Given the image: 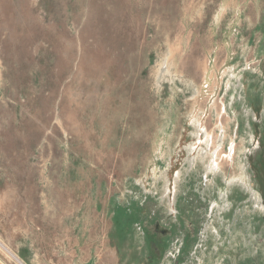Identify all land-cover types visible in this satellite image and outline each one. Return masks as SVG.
I'll return each mask as SVG.
<instances>
[{"label": "rangeland", "instance_id": "374dc122", "mask_svg": "<svg viewBox=\"0 0 264 264\" xmlns=\"http://www.w3.org/2000/svg\"><path fill=\"white\" fill-rule=\"evenodd\" d=\"M0 253L264 264V0H0Z\"/></svg>", "mask_w": 264, "mask_h": 264}, {"label": "bare ground", "instance_id": "6f19581e", "mask_svg": "<svg viewBox=\"0 0 264 264\" xmlns=\"http://www.w3.org/2000/svg\"><path fill=\"white\" fill-rule=\"evenodd\" d=\"M222 131V130H221ZM207 133V132H206ZM205 134V133H204ZM233 145H234V143H232V145H230L231 147H230V151H231V153L229 154V157H230V159H232L233 158ZM213 161H215V160H213ZM209 167L211 168V169H213V170H215L216 168V170H218V168H219V165H218V163L217 162H213V164H211L210 163V165H209ZM209 168V169H210ZM169 201V200H168ZM172 202V201H171ZM174 202V201H173ZM171 204V203H170ZM5 248H7L6 246H5ZM8 249V248H7Z\"/></svg>", "mask_w": 264, "mask_h": 264}, {"label": "crops", "instance_id": "0c3cea01", "mask_svg": "<svg viewBox=\"0 0 264 264\" xmlns=\"http://www.w3.org/2000/svg\"><path fill=\"white\" fill-rule=\"evenodd\" d=\"M0 264H11L8 259H6L1 253H0Z\"/></svg>", "mask_w": 264, "mask_h": 264}]
</instances>
